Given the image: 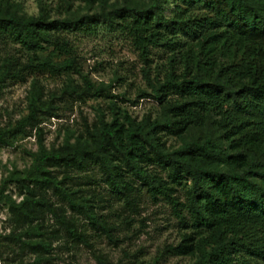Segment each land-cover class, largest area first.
Listing matches in <instances>:
<instances>
[{
	"label": "trees",
	"instance_id": "16d2710c",
	"mask_svg": "<svg viewBox=\"0 0 264 264\" xmlns=\"http://www.w3.org/2000/svg\"><path fill=\"white\" fill-rule=\"evenodd\" d=\"M99 23L125 36L138 53L150 85L139 96L157 102L154 117L136 119L115 103L110 86L93 83L79 67L64 34L93 33ZM0 42L17 45L0 57V86L30 78L32 90L27 113L0 126V148L31 135L37 145L28 151V168L0 179L11 226L0 233V257L2 247L12 249L6 241L36 255L18 264L47 260L60 239L90 246L80 215L112 240L114 227L97 210L103 198L77 180L97 169L131 212L138 209L136 182L152 199L171 203L185 231L160 256H190V264H264V0H127L120 8L65 19H50L42 5L37 15H24L0 0ZM153 48L167 54V66L151 79ZM70 74L82 84H73ZM43 75L68 78L60 95L65 104L105 96L109 117L99 111L82 131L66 130L60 144L46 147L41 124L60 115L54 93L43 97ZM169 136L177 146H166ZM10 185L19 201L7 192ZM178 188L184 201L175 195ZM93 256L96 264H119L102 252Z\"/></svg>",
	"mask_w": 264,
	"mask_h": 264
},
{
	"label": "rangeland",
	"instance_id": "374dc122",
	"mask_svg": "<svg viewBox=\"0 0 264 264\" xmlns=\"http://www.w3.org/2000/svg\"><path fill=\"white\" fill-rule=\"evenodd\" d=\"M9 1L18 5V12L24 15H37L42 5L46 7L50 19H65L120 8L127 0H106L101 5L98 3L88 5L79 0ZM169 12L167 9L165 14L169 15ZM64 35L73 47L82 72L87 74L93 83L110 86L108 91L116 96L113 100L118 106L126 109L136 119H141L146 114H151L152 117L157 114L159 111L157 102L151 97L140 98L139 96L141 91L150 92V85L144 74L146 67L125 36L103 23H99L93 33L72 31ZM16 49L15 44L4 47L0 42V57L4 51L13 53ZM150 59L149 77L161 78L167 66V54L161 49L153 48ZM69 78L73 84H82L80 77L76 74H70ZM67 79L64 75L38 77L43 87V97H49L51 93H54L53 101L58 106L60 115L50 117L41 124L46 147L60 144L66 130L76 133L82 131L85 123H91L99 111H103L105 116L109 117L110 100L105 96L74 102L68 98V102L72 103L65 104V98H60V95ZM31 92L30 78L25 83L0 86V126L14 122L27 113ZM177 144L174 137L167 138L166 146L175 147ZM36 148L35 135L19 137L12 146L0 148V179L12 170L22 171L28 168L31 163L28 151H34ZM153 169L162 177L166 176L160 168L153 166ZM77 180L83 184V187H90L103 198V201L97 200L99 205L97 210L114 227L111 230L113 239L110 240L105 233L94 228L80 215L78 216L79 228L85 231L90 246L72 242L65 244L63 239L53 241L49 258L37 264H96L93 255L97 252L106 254L113 263L119 264H190L193 262L194 258L190 256H160L163 246L177 244L185 231L168 200L161 196L156 200L152 199L146 188L136 182V190L133 193L137 194L138 209L131 212L123 207L121 199L111 193L97 169H89L86 174L79 173ZM7 192L17 201L21 199L14 185H10ZM175 195L180 201H184V190L178 188ZM53 200L59 201L55 197ZM67 210L71 213L70 209ZM124 215L131 219L129 224L123 221ZM46 224L53 225L52 218L48 217ZM10 227L6 207L0 203V233H8ZM6 243L10 244L12 249L1 248L0 264H18L19 261L34 262L36 255L27 250L20 251L13 242L6 241ZM157 257L158 260L155 261Z\"/></svg>",
	"mask_w": 264,
	"mask_h": 264
}]
</instances>
